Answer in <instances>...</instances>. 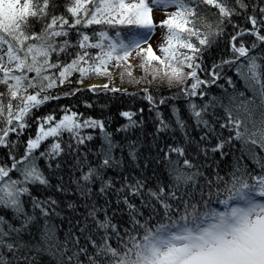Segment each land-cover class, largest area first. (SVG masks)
Instances as JSON below:
<instances>
[{"label":"snow or ice","instance_id":"6c2138e0","mask_svg":"<svg viewBox=\"0 0 264 264\" xmlns=\"http://www.w3.org/2000/svg\"><path fill=\"white\" fill-rule=\"evenodd\" d=\"M157 7L173 9L159 25ZM157 26L166 30L161 55L148 43ZM221 41L228 55L208 65L205 54ZM132 58L146 83L151 75L178 89L192 120L175 105L166 119L158 109L173 97L157 102L145 88L157 126L148 149L156 154L143 165V145L115 140L103 119L71 105L36 114L84 91H121L108 83L71 87L111 79L110 68L122 69L121 81L140 82ZM214 86L221 95L211 94ZM120 116L127 123L116 133L142 124L136 112ZM176 129L182 142L173 135L156 143ZM97 130L99 146L82 151ZM234 141L264 150V0H0V264H41L45 255L56 264H264V158L253 152L255 168L238 164L221 174L214 157L227 156ZM65 156L74 161L68 179L82 205L62 207L33 192L53 187L46 170L60 169ZM150 163L156 168L145 175ZM58 180L55 192L66 193Z\"/></svg>","mask_w":264,"mask_h":264},{"label":"trees","instance_id":"16d2710c","mask_svg":"<svg viewBox=\"0 0 264 264\" xmlns=\"http://www.w3.org/2000/svg\"><path fill=\"white\" fill-rule=\"evenodd\" d=\"M59 3L63 4L64 0H59ZM63 10L62 8L60 9ZM211 11L215 12V9H212ZM251 11V9H249ZM233 20L244 27H250V25L246 24L242 18L239 17H233ZM229 31H231V28H229ZM246 40L249 42L251 41V37H245ZM227 45L224 41H221L216 46L212 47L206 54L205 59L208 65H211L212 62L218 61L221 56H227L228 52L226 51ZM138 63L140 65V60L138 59ZM140 68V66H139ZM110 71L113 72V76L111 79L108 77H98V76H92L83 85H76L73 84L71 87H83L87 88L85 85L95 79H109L111 82L116 79L119 82V88L121 91L112 93V92H98V93H92L88 91L81 92L77 94L74 97L71 98H65L61 99L59 101H53L50 102L44 106L41 107L40 111L37 112V115H45L49 112H51L54 109H57L59 105H71L73 106V110L83 113L85 116H91L97 119H103L106 122L107 130L109 132L114 133V139L117 141H123L125 137L128 139H134L138 140L142 147V154L140 157L141 165H143L146 161V158L149 156H155L156 152L155 149L150 153L149 152V146L153 144L154 137L156 135V126H157V119H156V112L150 111L151 105L149 102L145 99L143 90L145 88L148 89V91L153 95L154 99L158 102L162 97H173V99H169L166 104L159 106V111L164 114L165 118L168 120L172 119L171 116V108L173 105L179 107L181 109V115L184 116V118L188 121L189 125H192V120L189 119L188 113H187V104L183 97L177 96L178 89L176 87H169L166 80H160L155 79L153 80L151 75L147 76L148 81H152L151 83H146L145 80L141 79L144 75L142 72V69L140 68V75H137L133 68H132V75L135 78V80H139L140 82H130V77L125 75L123 81H121L120 78V71L122 69H115L110 68ZM227 71V70H226ZM227 74L229 76H233L234 80H237V78L233 75L231 71H228ZM220 83H224V81H221ZM141 86V90L133 92V89L135 87ZM111 87V86H110ZM227 87V85H225ZM237 88L240 91L244 90V85L242 82L237 80ZM68 90V87H65L63 89H56L54 91H66ZM211 94L213 95H221V89L218 87H213L211 90ZM231 91V90H229ZM128 93V94H125ZM85 102L92 104L91 108L85 107ZM140 109H143V113H140ZM123 111H133L137 113V116L134 117L137 121H142V124L134 130H131L128 133H116V128L120 127L121 125L127 123L126 118H123L120 116V113ZM223 115V113H220ZM59 115V113H58ZM257 118L259 117V113L256 114ZM175 128V125H173ZM31 132L34 134L35 127L31 130ZM175 136L177 141L182 142V133L179 129H176L174 132L161 134L160 137L156 140V143L163 146L165 143H172L171 136ZM192 135L196 136L198 138L199 133L194 128L192 129ZM224 135L227 136L228 132L225 131ZM95 139L91 142H88L85 147L82 148V151H87L88 149L95 150L99 144L101 143L100 136L98 130L94 133ZM14 138V137H13ZM25 136L23 139H26ZM67 139V137H65ZM51 143V140L48 142ZM213 144H215V140H213ZM47 146V145H45ZM22 151V148H21ZM225 151L228 152V155L225 156L223 159L219 156L217 153L214 157L215 160L219 161V166L222 169L221 174H224L225 172H229L232 170L234 166H237L238 164L240 166H246L250 169H253L256 167L251 153H256L261 158H264V150L259 148L258 146H254L251 144H244L242 141H234L233 145L228 146ZM5 150L0 149V156L4 155ZM93 157H89V159H92ZM62 167L58 170L47 172L46 175H49L51 179V183L53 185L50 189H45L43 187H35L33 189L34 194L40 195L41 197L52 195L56 199L61 201V206L64 207L67 202L74 201L78 205H82L83 201L79 200L78 197L74 194L75 193V186L70 185L69 182V167L74 163L71 157L65 156L63 160L61 161ZM208 163H212L211 160L208 161ZM215 166V165H214ZM156 168V165L154 163H150L149 167L142 169V171L145 175H150L152 170ZM127 170L133 171L131 162H128L127 164ZM78 175V173H77ZM109 176H115L116 173L110 171L108 173ZM63 176L64 180L63 183L68 187V191L66 193H57L55 192L54 186L60 182L58 180V177ZM80 211H83L82 208L79 209ZM65 215L71 216L72 213L65 212ZM126 218V217H125ZM56 223H60L59 220L56 221ZM65 228L67 227V223L65 222ZM60 238L63 239V231L60 232ZM41 264H56L55 259L45 255L40 258Z\"/></svg>","mask_w":264,"mask_h":264},{"label":"rangeland","instance_id":"374dc122","mask_svg":"<svg viewBox=\"0 0 264 264\" xmlns=\"http://www.w3.org/2000/svg\"><path fill=\"white\" fill-rule=\"evenodd\" d=\"M171 11H173L172 8H163V7L154 8L153 9V20H154V22L157 25H159V22L164 20L166 18L167 14L170 13ZM165 31H166L165 29L157 26V28L154 30V32L148 38V43L152 45V47H153L154 51H156L157 55H161L158 48H159V45L163 42V36L165 34ZM142 47L146 48L147 44H143ZM131 64L133 65L134 72L137 75H140V71H139L140 68H139L138 59L132 58ZM105 83H108L112 88H119V82L116 79H114L111 82V80H109L107 78H105V79L99 78V79L92 80V81L88 82L85 86L89 87L92 84L103 85ZM141 88H142L141 86L135 87L133 89V92L139 91V90H141Z\"/></svg>","mask_w":264,"mask_h":264}]
</instances>
